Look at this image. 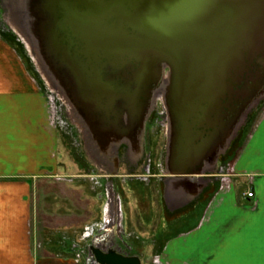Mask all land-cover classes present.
Returning <instances> with one entry per match:
<instances>
[{
	"label": "water",
	"instance_id": "water-1",
	"mask_svg": "<svg viewBox=\"0 0 264 264\" xmlns=\"http://www.w3.org/2000/svg\"><path fill=\"white\" fill-rule=\"evenodd\" d=\"M9 5L7 16L29 43L39 72L83 128L89 155L97 137L106 148L127 141L129 126L142 128L163 92L165 185L213 176L264 100V0ZM103 247L92 249L97 264H142L138 256Z\"/></svg>",
	"mask_w": 264,
	"mask_h": 264
},
{
	"label": "crops",
	"instance_id": "crops-1",
	"mask_svg": "<svg viewBox=\"0 0 264 264\" xmlns=\"http://www.w3.org/2000/svg\"><path fill=\"white\" fill-rule=\"evenodd\" d=\"M57 133L45 93L0 34V264H79V235L101 222L107 235L129 229L141 242L150 239L159 250L155 264H264V113L230 173L168 185L156 178L151 208L142 195L135 199L144 206L135 221L131 212L106 214L96 174L62 160ZM58 181L67 182V192H57Z\"/></svg>",
	"mask_w": 264,
	"mask_h": 264
},
{
	"label": "rangeland",
	"instance_id": "rangeland-1",
	"mask_svg": "<svg viewBox=\"0 0 264 264\" xmlns=\"http://www.w3.org/2000/svg\"><path fill=\"white\" fill-rule=\"evenodd\" d=\"M6 3H7V5H6ZM12 12L13 11L9 5V0H0V34H1V36H3V38L6 41H8L11 45H13L14 48H16L17 51L21 54L22 58H24L27 66L31 70L33 77L36 79L38 85L40 86V89L45 93V95L47 97L48 104H49L50 119H51V122L53 124L54 129L58 132L57 134L59 136V143H60L59 149H60V154H61L62 160L65 163H67V162H79L82 165H86L87 168H89V171L93 172L94 167L92 166V163H91V157L89 156L90 157L89 158L87 155V154H89V151H88V148H87L86 143H85L86 138H85L83 128L77 124L75 118L73 117V115L71 113L72 112L71 108L67 104V102L59 95L58 91L51 85V83L47 79H45V77H43V75L39 72L40 68L38 66V62H37L36 57L28 49V46L25 45V43L23 42L20 35H17L18 32L13 29V27H15V26L13 25V27H12V24H10L8 22L9 20L7 21L6 17L8 15V13L11 15ZM28 53H30V54H28ZM257 108L254 111L255 113H253L250 116L249 121H251V122H248L247 126L242 128V130L240 131L237 138L231 144L227 154L225 156L221 157L219 162L220 163L223 162V163H222V165H218L219 167L217 168L214 175H218V173H220V172H221V174L224 173V175H226V173H230V170H229L230 167L228 165L232 162V159L236 156V154L240 150L241 146L246 141L248 135L250 134L252 129L255 127L256 123L259 121L261 115L264 113V100L261 102L260 107L258 109ZM157 112H159V113L156 116L155 121H154L153 125H151V128L148 132L149 133V139H151L155 145V147H154V149H155V151H154V165H153V168H155V169H152V171L150 172L151 175H154V174L155 175H163V173H164V170H163L164 162L163 161H164V156L166 154L165 151H166V143H167V124H168V122H167V116H166V113L164 110V106H163V103H161V101H158V103H157ZM252 117H254V118L251 120ZM242 140H243V143H241ZM159 165H161V166H159ZM160 169H162L163 171L161 172ZM220 169H221V171H220ZM95 170H97L96 172H98V173L100 171V169H98V168H95ZM101 171L99 174H97L99 177L98 178L96 177V179H100L102 176L104 177L107 175L106 172H101ZM124 172H120L118 174L120 176L119 178H116L118 181L119 180H129L127 178L124 179V176H127V175L129 176L130 172H128V171H124ZM140 173H142V172L138 171L137 175H139ZM221 174H219V175H221ZM149 176H150L149 174L140 175V177H149ZM149 178H147V179L149 180ZM101 179H103V178H101ZM151 182H153V181H151ZM89 183L91 186L94 184L92 181H90ZM66 184H67V182H65V181H58V186H60L59 188H61V190L57 191V192L61 193L63 188L67 192V189L64 187ZM122 184L124 185V188L122 191L124 214L126 215V213L128 214L131 212L132 218L135 221V219H136V217L134 216V213L136 215L135 211L137 209L139 210V208L141 209L142 207H144L141 202H139V201L137 202V200H135V199H139V195H142L141 197H144L147 201L145 204V207L150 209L151 208V199L149 201V198H151V195H152L151 189L154 187L153 185L156 186L158 184V182L155 181V183L154 182H153V184L151 183L150 186H149V184L131 185L130 182L125 183V184L122 182ZM93 186L96 187L95 185H93ZM51 188L52 187H50V189ZM64 189H63V191L65 192ZM100 190L101 189H99V187L97 186V188L95 189V192L100 194ZM209 190L211 191L212 189L210 188V189L204 190V192H203L204 197L207 196V193H209ZM120 191H121V189L119 188L118 193H121ZM141 191H142V193H141ZM49 192L52 193L50 190H49ZM99 194H97V195H99ZM61 198H65V197H61ZM148 204H149V206H147ZM191 209H193V205H192V207L186 208L184 214H186L187 211L190 212ZM146 213H150V211L146 210ZM167 213H168V211H164V214H167ZM118 214H119V212H118ZM118 214L116 215L117 217L114 216V220H118ZM172 216H173V214H171V216H169V217L172 218ZM126 221L127 220H126V216H125L124 222H126ZM98 229H100V227H98L97 225L96 226L90 225V227L88 226V228H85V230L82 232V234L79 235L80 245L76 244L77 246L73 250V255L77 259L79 264H97L96 260L94 258L92 249L98 248V249L102 250L104 248L103 245H108L110 248H113L114 250L120 252L121 254L127 255V256H138V257H140L139 255L142 254L143 255V258H141L142 262L144 259L147 262V264H155V261L157 260L156 257L158 255L159 250H157L156 246L154 248L153 244L150 243V239L148 240L149 243L147 242V240H146V242H143V241L141 242V240L139 238L140 236L138 234L134 233V231L126 229L122 233L117 234L115 232L114 235L113 234L108 235V237H107L108 241L106 243H102V244L98 245L97 240L103 239L104 237L107 236V234H105L104 231H102V230L97 231ZM87 233H89V235H86ZM85 236H87V237H85ZM119 236H121V237H119ZM101 242H99V243H101ZM125 242H130V244L133 248H126ZM140 244L144 245V248H142L143 246H141V248L138 247ZM77 261H75V262L77 263Z\"/></svg>",
	"mask_w": 264,
	"mask_h": 264
},
{
	"label": "flooded vegetation",
	"instance_id": "flooded-vegetation-1",
	"mask_svg": "<svg viewBox=\"0 0 264 264\" xmlns=\"http://www.w3.org/2000/svg\"><path fill=\"white\" fill-rule=\"evenodd\" d=\"M158 113L159 112H157V104L156 105L153 104L146 121L142 125V128L137 125H130L129 126L130 133L127 137V141H124L122 143L120 142L121 144L118 143L120 144L118 147H115V143H114L113 145H110L106 148L105 145L102 146L103 143L101 139L103 138L101 136L100 137L96 136L97 139L100 141H96L94 148L91 149V155L88 154L91 157V163H92V166L94 167L93 174H96L98 178L99 176L97 174H99L101 170H102L101 172L117 170L118 174L124 171L130 172L129 176L128 175L124 176V179L129 178V180H119L118 181L116 178H119L120 177L119 175L111 179H109L106 176L104 177L102 176L101 178L103 179L101 178L97 179V181L100 183L98 186L99 189H101L100 194L102 198L105 200V206L107 208V209L105 208L104 211L107 214L110 213L111 215H115L118 212H120L121 215L124 214L123 199H122V191H123L124 185L122 184V182L124 184L130 182L131 185L149 184L150 186L151 181H154L156 178H159V177L161 178V175H155V174L151 175L150 173L152 169H155L153 168L155 145L153 141L149 139V133H148ZM167 130H168V124H167ZM112 160L115 161L114 164H112ZM222 163L223 162H221L219 165H222ZM95 168L100 169L99 173L96 172L97 170H95ZM160 170L161 172L163 171L162 169ZM138 171H141L142 173H140L139 175H136L138 174ZM145 174H149L150 178L140 177V175H145ZM147 178H149V180H146ZM119 188L121 189L120 191L121 193H118ZM119 223L123 224L122 221H119L118 224ZM104 225L106 226L104 222L103 223L101 222V225H99L98 227L102 229H106L107 227H105ZM114 228L115 226L112 229ZM102 229H98L97 231L102 230ZM125 247L133 248L130 242H125Z\"/></svg>",
	"mask_w": 264,
	"mask_h": 264
},
{
	"label": "bare ground",
	"instance_id": "bare-ground-1",
	"mask_svg": "<svg viewBox=\"0 0 264 264\" xmlns=\"http://www.w3.org/2000/svg\"><path fill=\"white\" fill-rule=\"evenodd\" d=\"M6 5H7V3H6ZM3 6V5H2ZM8 7V6H7ZM9 20V23L11 24L12 22L10 21V18H9V16H7V21ZM13 25V24H12ZM13 29L14 30H16L17 32H18V34L20 35V37L22 38V40H23V42L25 43V45H27L28 46V49L31 51V47H30V45H29V43L27 42V40L21 35V33L15 28V27H13ZM21 40V39H20ZM28 50V51H29ZM27 51V50H26ZM32 52V51H31ZM28 54H30V53H28ZM40 70V69H39ZM43 74V73H42ZM44 76V75H43ZM59 95L62 97V95L59 93ZM157 96H158V101H161V103H163V105H164V100H163V92H160L159 94H157ZM63 98V97H62ZM167 122H168V120H167ZM165 123V122H164ZM77 126V125H76ZM78 129V128H77ZM84 139V138H83ZM86 147V146H85ZM128 154V153H127ZM88 155V154H87ZM88 157H89V155H88ZM90 158V157H89ZM115 158V157H114ZM116 160V159H115ZM94 161H96V160H94ZM115 162V161H114ZM117 163V162H116ZM96 164H97V162H96ZM100 166V165H99ZM107 166V165H106ZM104 167V166H103ZM102 167V168H103ZM110 167V166H109ZM108 167V168H109ZM116 167V166H115ZM113 168V167H112ZM111 169V168H110ZM116 169V168H115ZM112 170V169H111ZM221 170V169H220ZM105 175V174H104ZM137 175V174H136ZM146 178V177H145ZM129 179V178H128ZM148 180V179H147ZM95 184V183H94ZM226 186V185H225ZM110 189H111V187H110ZM110 193V192H109ZM112 196V195H111ZM109 197V196H108ZM110 199V198H109ZM190 199V198H189ZM113 203V202H112ZM117 204H119V203H117ZM108 208H109V206H108ZM107 209V208H106ZM171 209H173V208H171ZM110 210V209H109ZM114 210V209H113ZM101 211V210H100ZM107 214V213H106ZM113 214H114V212H113ZM108 215V214H107ZM106 217V216H105ZM113 217V216H112ZM121 217V216H120ZM107 219V218H106ZM105 220V219H104ZM108 220H110V218L108 219ZM121 221V220H120ZM107 222V221H106ZM105 224V223H104ZM120 225V224H119ZM105 226V225H104ZM118 228V227H117ZM120 228V227H119ZM106 230H107V228H106ZM108 231V230H107ZM115 231V230H114ZM119 232V231H118ZM92 235V234H91ZM107 238V237H106ZM105 238V239H106ZM95 239V238H94ZM131 239V238H130ZM104 239H101V240H98V243L99 242H101V241H103ZM164 240V239H163ZM156 244V243H155ZM91 259V258H90Z\"/></svg>",
	"mask_w": 264,
	"mask_h": 264
},
{
	"label": "built area",
	"instance_id": "built-area-1",
	"mask_svg": "<svg viewBox=\"0 0 264 264\" xmlns=\"http://www.w3.org/2000/svg\"><path fill=\"white\" fill-rule=\"evenodd\" d=\"M247 197L248 198H253L254 197V193L253 192H248L247 193ZM86 235H89V233H87Z\"/></svg>",
	"mask_w": 264,
	"mask_h": 264
},
{
	"label": "trees",
	"instance_id": "trees-1",
	"mask_svg": "<svg viewBox=\"0 0 264 264\" xmlns=\"http://www.w3.org/2000/svg\"><path fill=\"white\" fill-rule=\"evenodd\" d=\"M253 118H254V117H252V118H251V120H252ZM249 122H251V121H249ZM250 125H251V124H250ZM244 139H245V138H244ZM241 143H243V140H242V142H241ZM241 147H242V146H241Z\"/></svg>",
	"mask_w": 264,
	"mask_h": 264
}]
</instances>
